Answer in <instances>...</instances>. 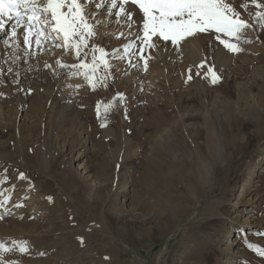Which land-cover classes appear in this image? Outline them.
<instances>
[{
	"label": "rangeland",
	"instance_id": "1",
	"mask_svg": "<svg viewBox=\"0 0 264 264\" xmlns=\"http://www.w3.org/2000/svg\"><path fill=\"white\" fill-rule=\"evenodd\" d=\"M225 2L251 25L239 40L210 29L148 47L131 0L132 19H93L80 0L95 34L79 55L80 34L64 48L36 30L25 44L24 27L0 38V196L33 197L17 205L27 217L0 216V264H264V0ZM171 183L178 208L163 199Z\"/></svg>",
	"mask_w": 264,
	"mask_h": 264
},
{
	"label": "snow or ice",
	"instance_id": "2",
	"mask_svg": "<svg viewBox=\"0 0 264 264\" xmlns=\"http://www.w3.org/2000/svg\"><path fill=\"white\" fill-rule=\"evenodd\" d=\"M127 0H120V10L115 13L119 18L122 15H127L132 19V13L126 12L125 3ZM143 13V39L148 47H155L152 43L153 37H159L163 41H171L173 45H178L181 40L186 37H192L199 33L208 32L214 29L217 33H224L229 37H234L236 40L241 38V33L244 29L251 25L240 19V14L234 9L230 3L225 0H131ZM254 5L257 0H251ZM65 0H46L41 6V0H0V31L4 30V26L8 21H14L10 35H17L16 29L24 26V43H30L32 31L38 28L41 24H48L47 18L41 19L40 12L51 13V20L55 21L52 26V31L62 33L67 45L69 37L80 34L79 43H74L73 47L77 49L79 55L80 44L84 43V35L86 32L89 36L94 35L92 25H90L83 15L80 0H69L68 12H63L60 9L64 7ZM103 5H97L102 7ZM116 0H112V7H116ZM243 6V5H242ZM111 10V9H110ZM256 17L264 18V13L257 12ZM264 22V21H262ZM46 35L43 31L37 32L36 43H40V36ZM217 39H220L217 36ZM7 43L8 41H4ZM226 48L233 52H239L241 49L236 43L228 40H221ZM59 46V45H58ZM134 46V41L126 45V48ZM95 47V46H94ZM101 52V59L104 51ZM143 48H141V52ZM143 58V57H142ZM63 66V65H62ZM80 67H89L83 61ZM212 77V83L219 80L213 69L209 68V73ZM87 76V73H85ZM191 79V76H189ZM89 82H91L89 80ZM121 95L122 94H118ZM20 179L24 178V174L20 173ZM49 199H51L49 197ZM0 250L7 251L4 245L0 244ZM21 252H26L27 248L20 247ZM261 255H264V250L258 249Z\"/></svg>",
	"mask_w": 264,
	"mask_h": 264
},
{
	"label": "bare ground",
	"instance_id": "3",
	"mask_svg": "<svg viewBox=\"0 0 264 264\" xmlns=\"http://www.w3.org/2000/svg\"><path fill=\"white\" fill-rule=\"evenodd\" d=\"M84 1V3H88V4H90V6L93 8L91 11H89L88 12V14H90L91 16H92V18L94 19L95 17H100V15H102V13L104 12L105 13V15L107 14L108 15V17L109 16H112V15H115V13L117 12V11H119L117 8H118V4H117V2H116V7H112V0H83ZM130 1V0H129ZM43 4L41 3V6H42ZM97 5H103L102 7H97ZM85 6H87L86 4H85ZM87 9H88V7H87ZM111 9V10H110ZM50 13V12H49ZM40 16H41V19L43 20V19H45V18H47V20H48V24H41V25H39L38 26V28H36V29H34V30H36V31H43V33H45L46 34V36L48 37V38H50L51 40H53V42H54V44L56 45V44H58V45H60V46H62L63 48L64 47H66L67 45H69V43H67V45H65V41H64V38H62L61 36H62V34H60V35H58L57 34V32H53L51 29H52V26L55 24V21H52L51 20V15L50 14H48V13H43V11H41L40 12ZM92 18H90V20L92 19ZM10 21H8L6 24H5V26H4V30L3 31H0V38L1 37H3V36H5V34L10 30V29H12V22H10ZM90 22V21H89ZM91 23V22H90ZM10 24V25H9ZM7 25H9V26H7ZM22 27H24L23 25L20 27V28H22ZM19 29V28H18ZM23 29V28H22ZM17 30V29H16ZM24 30V29H23ZM11 31V30H10ZM18 32V31H17ZM45 37V36H44ZM49 40V39H48ZM57 40V41H56ZM69 48V47H68ZM3 59H4V53L2 52V50H0V63L3 61ZM4 98H5V95H4V90L2 89V87H0V126L1 125H3V123H5V121H4V118H5V112H6V105L3 103V100H4ZM69 105V104H68ZM71 107V106H70ZM66 110L67 111H70V108H69V106H66ZM68 115H69V112H68ZM155 120H157V122H158V119H159V117L158 116H155ZM152 124L153 125H156V127H157V129L159 128V125L160 124H156V122L153 120L152 121ZM4 126V125H3ZM163 136V135H162ZM210 142V141H209ZM191 144H193V146H195V143L193 142V139H191ZM208 144V143H207ZM198 147V146H197ZM196 147V148H197ZM208 147H209V145H208ZM212 147V146H211ZM207 148V147H206ZM210 149V148H209ZM199 150V149H198ZM198 155V154H197ZM197 160H198V157H197ZM79 168H80V166H79ZM198 174V173H197ZM161 175V174H160ZM160 175H158V176H160ZM173 175V174H172ZM252 174H250V176H251ZM157 176V177H158ZM177 176H178V178H180V183H181V181L182 182H184V179H188L189 180V182L187 183V184H191V182H195V180L197 179L198 180V176H194V175H192V174H190V173H188V172H180V171H177ZM250 176L248 177V180H246V182H244V185L243 186H241L239 189H238V192L236 193V195H235V198H233V200L231 201V203H230V205L231 206H233L234 208L236 207V208H238V210L239 211H241V210H243L244 208H242L241 206H239V205H245V204H243L242 203V198L246 195V193L248 192V187H249V183H250ZM172 178V177H171ZM172 180V179H171ZM172 182V181H171ZM169 183V182H168ZM30 185V184H29ZM174 185V184H173ZM194 185H195V183H194ZM197 185V184H196ZM199 185V184H198ZM171 186H172V183L171 184H169L168 185V188L167 189H169V190H166V192H164V194H163V199H164V202L168 205V207H170V208H174L175 207V205L174 204H170V202H172V199L174 200V198L172 197V192H170L171 190ZM200 186V185H199ZM183 186H180V188H182ZM188 187H190L189 185H187V187H186V189L188 188ZM31 189V188H30ZM197 189H198V187H197ZM162 190V189H161ZM182 190V189H181ZM34 192V191H33ZM182 192V191H181ZM31 193H32V191L30 190V191H25V190H15L14 191V197L13 198H11L10 197V195H7V194H4V195H2V196H0V216L1 217H3V219H6V218H8L9 216H14V215H16V216H18V218H24V216L26 215L25 213H23V209H21V208H17V205L18 204H20V202L22 203L23 201H25V205L26 206H28V205H30V204H32V202L33 201H31V200H33L32 198L33 197H29V195H31ZM180 197V196H179ZM182 197H184L183 196V194L181 195V198ZM12 199L11 201V203H9V204H6L7 203V201L9 200V199ZM35 199V198H34ZM35 201V200H34ZM175 201V200H174ZM241 201V202H240ZM179 206H176L177 208L178 207H180L181 205H180V203L179 202H177V201H175ZM174 202V203H175ZM240 202V203H239ZM246 203V202H245ZM35 206V205H34ZM29 207H31V206H29ZM31 209V208H30ZM170 210V209H169ZM28 211H29V209H28ZM171 211V210H170ZM247 211H249V210H247ZM25 212V211H24ZM157 212V211H156ZM29 213V212H28ZM25 214V215H24ZM165 214V213H164ZM15 216V217H16ZM26 217H27V215H26ZM237 217H239L238 215H235V216H231V218H230V222H231V224H234L235 226L237 225V227L238 226H241V225H239L238 223L240 222L239 221V218H237ZM10 218V217H9ZM12 218V217H11ZM17 218V217H16ZM2 220V219H1ZM16 220V219H15ZM14 220V221H15ZM21 220V219H20ZM19 220V221H20ZM17 221V220H16ZM22 221V220H21ZM24 221H26V220H24ZM239 221V222H238ZM241 221H243L242 219H241ZM26 222H28V221H26ZM5 224H6V220H5V222H4ZM4 223L3 224H1V226L2 225H4ZM242 223V222H241ZM10 224V223H9ZM8 224V225H9ZM0 226V227H1ZM13 226V225H12ZM24 226V225H23ZM243 226V225H242ZM25 227H26V225H25ZM250 235V234H249ZM233 238H231L229 241H228V245L229 244H235L233 241ZM237 241V240H236ZM9 244V243H8Z\"/></svg>",
	"mask_w": 264,
	"mask_h": 264
}]
</instances>
